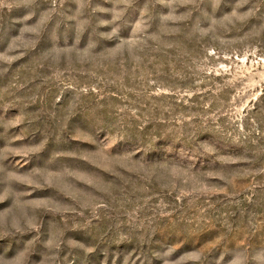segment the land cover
I'll use <instances>...</instances> for the list:
<instances>
[{"label":"rangeland","instance_id":"374dc122","mask_svg":"<svg viewBox=\"0 0 264 264\" xmlns=\"http://www.w3.org/2000/svg\"><path fill=\"white\" fill-rule=\"evenodd\" d=\"M0 264H264V0H0Z\"/></svg>","mask_w":264,"mask_h":264}]
</instances>
